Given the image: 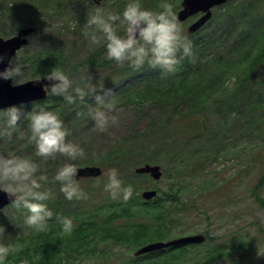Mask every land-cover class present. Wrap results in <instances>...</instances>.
<instances>
[{"label":"rangeland","instance_id":"rangeland-1","mask_svg":"<svg viewBox=\"0 0 264 264\" xmlns=\"http://www.w3.org/2000/svg\"><path fill=\"white\" fill-rule=\"evenodd\" d=\"M44 2H48L45 9L39 14L28 16L19 13L17 3V9L11 4L8 7L13 13L8 9H0V37L11 38L23 28L30 25L34 27V31L28 36V44L12 60V67L27 61L23 65L25 70L19 76L10 77L13 85L47 77L46 74L51 69L39 71L34 68L33 61L45 49L57 46H60L59 49L67 55L68 62L62 69L73 80V86L83 85L85 78L89 75L92 77L95 88L84 97L90 98L87 104L89 107L83 108L79 105L77 102L80 99L77 97L70 103L74 107L71 108L69 117L66 111L60 114L69 129L67 139L80 144L84 149V156L72 161L78 166V170L96 166L102 169V173H106L109 168H117L121 178L133 188V198H142V193L147 190L158 191L159 197L163 196V192L179 193V202L174 200V203L166 204L169 210L166 230L169 231L164 233L166 237L162 241L195 234L205 235L208 241L188 247L186 251L177 253L173 258L160 260L161 264H264V60L258 66L261 72L238 93V112L232 119H226L228 121L226 130L217 134L211 128L210 122L219 119L216 118L218 113L209 120L206 119L208 120L206 137L209 139L211 133L216 134L215 144L207 145L206 151L194 158L189 146L191 134L179 128L169 129L167 121L170 112L175 113L174 108L188 110L187 103L177 100L175 94L182 97L191 93V86L188 87L187 83L190 76L181 88L171 91H165L169 88L168 84L159 83L157 88L161 91L155 88L151 95H145V101L143 93L131 92L127 94L130 99L125 95L117 99H108L111 94L97 93L98 90H119L123 83L136 81L143 76L145 69L150 72L156 69L146 64L137 70L131 68L127 62L117 63L109 60L106 57L103 39L94 43L85 35L87 29L84 23L90 9L101 5L106 9L120 12L126 0H103L100 4L93 0H44ZM171 2L177 15L182 0ZM160 3L161 0L154 6L152 0H142V6L151 9H157ZM229 17L237 25L235 38L249 31L264 36V0H231L213 9V17L205 27L216 30L218 34L223 33L224 24L230 21ZM195 20L196 18H190L180 24L182 32L188 38L200 37L202 34L199 32L198 35H190L188 28ZM212 52H209L204 60L211 59ZM229 68L226 70L229 71L226 74V81L222 80L224 84L221 82V86H226V89H214L213 97H222L226 90L237 92L241 89L242 82L238 80L236 74H231ZM167 73L163 70L160 76H166ZM97 96H102L106 101L111 100L114 104L112 108L105 109L109 116L115 119L109 120L104 131L95 126L88 114L97 103ZM55 105L56 102L44 106ZM18 107L24 113L31 111L34 106ZM74 111L78 113L73 114ZM181 114L180 111L177 112L178 120L190 121L189 116L178 117ZM155 123L156 130L160 131L166 127L165 134L181 139L186 145L181 158L179 156L166 158L162 154V159L166 162L161 165L163 176L159 181H155L150 175L135 176L138 167L153 164L146 162L148 159L146 160L145 156L150 157L152 153L143 147V137ZM184 125V122L178 124L180 128ZM24 131L26 133V128ZM9 149L38 162L39 172L47 174V180L42 182L41 190H48L52 194V198L47 202L49 207L52 210H60L61 216H71L75 228H80L83 224L84 219L80 216L85 215L88 218L92 208H103V205L112 198L104 189L107 176L101 174L97 177L80 178L81 187L87 193L86 199L67 200L60 191V182L54 179V174L58 166L68 161L69 157L61 153L38 156L35 144L27 139V135L24 138L0 137V152H7ZM127 151L131 152L130 157L123 153ZM169 160H175V164L167 165ZM126 222L127 224L144 222V219L128 215L125 219L114 220L111 227L114 228L113 224L119 226ZM54 223L57 229H61L58 219ZM0 226L4 229L0 232V243L24 241L32 235L30 226L23 221L22 211L15 205L0 212ZM139 233H133L132 239L124 243L115 235H111L112 240L102 241L101 237L105 232L96 230L90 234L93 243L85 252H68L62 254L61 258L70 264H131L136 261L135 252L151 243L139 245L138 241L142 238ZM5 264L16 262L15 259L5 260Z\"/></svg>","mask_w":264,"mask_h":264},{"label":"trees","instance_id":"trees-1","mask_svg":"<svg viewBox=\"0 0 264 264\" xmlns=\"http://www.w3.org/2000/svg\"><path fill=\"white\" fill-rule=\"evenodd\" d=\"M0 1V9H8L12 12L8 8L9 5H14L16 8L17 3L19 13L27 14V16L28 14H39L48 6V2H44V0ZM22 1H24L23 5ZM157 1L159 0H152L154 6ZM18 11L16 12L17 14H19ZM30 26L33 27V25ZM205 26L197 33L190 34L195 36L199 32L202 33L200 37L195 36L189 38L192 41V55L188 58L181 55L180 63L177 65L175 72H168L166 76L161 77L162 69L156 68L154 72L145 69L143 76L139 77L136 81L123 83L122 88L119 90L109 89L108 91H97L98 95L105 93L111 94L108 99H117L123 95L130 99L127 94L131 92L137 94L143 93V101H145V95H151L155 91V88L161 91V89L157 88L159 83L161 85L168 84L169 88L165 91H171L181 88L190 76L187 83L188 87L191 86V93L182 97L175 94V97L178 98L177 100L182 103H187L188 110H177L174 108L176 110L175 113L170 112L167 121L169 129L176 130L179 128L191 134L189 146L194 158L198 154L205 152L207 145L215 144L214 135L216 134L211 133V138L209 139L206 137V121L215 116V113H218L216 115V118H219L217 121H209L211 128L217 134L226 130L225 126L228 124L226 119H232V116L238 112V93L244 87H247L257 73L261 72L258 66L264 60V36H258L255 34V31H249L235 38L234 35L237 30V25L231 18L228 23L224 24L223 33L218 34L216 30L208 29ZM221 47L222 50H220ZM59 48L60 46L45 49L33 61L34 68L40 71L41 69H51L54 66H59L64 69V66L68 62L67 55ZM209 52H212L213 57L204 60ZM178 55L180 54L178 53ZM228 67H230L229 70L232 72L230 73L232 75L236 74L238 80L242 82L241 89H238L237 92L226 90L222 97H213L214 89H226V86H221V82L227 79L226 74L229 71L226 70ZM200 91L202 92L201 95ZM89 101L90 98L84 99L83 101L79 100L77 103L83 108H87V106L89 107L87 105ZM54 102H56L54 107L58 110L59 114L66 111V115L69 117V112L74 106L67 103L65 98L60 96L50 95L47 100L30 105H46L53 104ZM193 108L194 110H192ZM178 111L182 113L178 117L184 118V116H189L190 121L178 120L176 118ZM72 113L77 114L78 111ZM182 122L185 125L180 128L178 124ZM165 131H167L166 127L160 131L156 130V123L147 130V135L143 137V147L149 153H152V155L150 157L148 155L145 156V159H148L146 162L163 166L166 160L162 159V154L166 158H176L178 156L181 158L186 145L181 139L172 137L170 134H165ZM123 153L128 157L131 156V152L129 151ZM157 156L160 158H157ZM116 157H118L117 154ZM170 163L175 164V160H169L167 165ZM135 176L141 177V175ZM174 200L176 202L180 201L178 192L177 194L163 192V196L152 201H145L140 197L133 198L132 196L127 201L119 197L113 200L111 198L108 203L103 205V208H92L89 211L90 216L88 218L85 215L80 216V218L84 219L82 221L83 224L80 228L74 227L70 235L64 234L62 229H57V225L54 222L57 221V214L60 215V210H53L54 215L49 220L48 232H36L31 229L32 235L28 236L27 240L9 242L15 245V251L11 252L6 260L10 261L15 259L16 264H19L20 259H26L29 264H70V262L63 261L61 255L68 252H85L90 244L93 243L90 234L96 230L105 232V235L101 237L102 241L112 240L111 235H115L121 239V242L125 243L132 239L134 236L133 233L139 232V236H142L138 241L140 243L139 245H143L146 242L163 240L166 237L164 233L169 231L166 230V222L169 216V210L166 204L167 202L174 203ZM128 215L138 218L143 217L144 222L129 224L126 222L119 224V226H114L113 224L114 228L111 227L114 220L125 219ZM187 248L188 246L160 250L136 258V261L131 262V264H161L160 260L173 258L177 253L186 251Z\"/></svg>","mask_w":264,"mask_h":264},{"label":"clouds","instance_id":"clouds-1","mask_svg":"<svg viewBox=\"0 0 264 264\" xmlns=\"http://www.w3.org/2000/svg\"><path fill=\"white\" fill-rule=\"evenodd\" d=\"M84 25L87 29L85 35L92 42L103 39L107 59L117 63L127 62L133 69H142L147 64L152 68L175 72L180 56L192 55V41L182 32L171 0H161L157 9L142 6V0H126L120 12L96 6L88 11ZM26 63H17L0 72V76H19L25 70L23 65ZM46 76L55 81L50 88L45 86L46 91L62 95L69 103L77 97L83 101L95 88L90 75L83 85L73 86V80L59 66L52 67ZM96 100L88 114L95 126L104 131L109 120L115 119L105 109L112 108L114 104L102 96H97ZM25 135L35 144L38 156L61 153L69 157L68 161L58 166L54 179L60 182V191L65 199H86L87 193L81 187L80 179H77L78 166L72 162L84 156V149L67 139L69 129L58 110L44 105H36L24 113L15 105L0 109V137L24 138ZM102 174L107 176L104 189L113 199L119 197L127 201L131 198L133 188L125 183L117 168H109ZM46 180L47 174L39 172V164L33 158L19 155L12 149L0 152V189L14 196L12 203L22 211L24 223L36 232L47 231L49 220L54 215L47 203L52 194L48 190H41L42 182ZM57 218L62 232L70 235L75 227L72 217L57 214ZM3 231L0 226V232ZM13 251L15 245L0 243V264H5ZM19 264L29 262L20 259Z\"/></svg>","mask_w":264,"mask_h":264},{"label":"water","instance_id":"water-1","mask_svg":"<svg viewBox=\"0 0 264 264\" xmlns=\"http://www.w3.org/2000/svg\"><path fill=\"white\" fill-rule=\"evenodd\" d=\"M96 4L102 0H93ZM228 0H183L182 8L177 14L178 22L183 23L189 18L202 13L195 23L189 27L190 33L197 32L204 24L211 19V10L217 6L227 3ZM34 31L33 28H23L17 35L4 39L0 37V72L11 68V60L26 44H28V36ZM55 81L47 77L31 80L20 85H13L11 78L0 76V109L9 106H18L35 101L45 100L48 96L45 86H49ZM135 172L137 174H149L155 180H160L162 177V168L159 165L146 164L138 167ZM102 174L99 167L80 168L77 172V179L80 177H97ZM145 199L151 200L157 196V191H145L142 195ZM13 195L8 194L3 189H0V211L8 205L12 204ZM205 241L203 235H193L175 239L169 242H157L140 248L136 255H142L158 249L168 248L178 245L199 244Z\"/></svg>","mask_w":264,"mask_h":264}]
</instances>
